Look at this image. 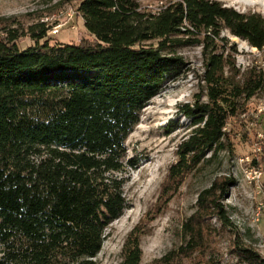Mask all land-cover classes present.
I'll list each match as a JSON object with an SVG mask.
<instances>
[{
  "label": "trees",
  "instance_id": "obj_1",
  "mask_svg": "<svg viewBox=\"0 0 264 264\" xmlns=\"http://www.w3.org/2000/svg\"><path fill=\"white\" fill-rule=\"evenodd\" d=\"M76 13L91 41L41 46L44 23L31 28L35 44L25 50L14 31L0 41V264H92L105 228L126 209L124 142L161 84L179 76L177 49L202 48L206 100L181 107L193 129L169 183L205 152L223 150L227 120L264 90L263 71L240 75L234 60L216 54L223 31L264 49L260 14L215 0H176L154 13L141 11L138 0H81ZM234 184L214 182L198 194L183 226L187 242L160 261L201 246L204 228L195 219L212 214L228 224L219 201ZM139 238L134 228L120 264H140ZM236 253L240 264H264L250 249Z\"/></svg>",
  "mask_w": 264,
  "mask_h": 264
},
{
  "label": "rangeland",
  "instance_id": "obj_2",
  "mask_svg": "<svg viewBox=\"0 0 264 264\" xmlns=\"http://www.w3.org/2000/svg\"><path fill=\"white\" fill-rule=\"evenodd\" d=\"M80 1L0 0V41L7 31H14L19 50L32 47L31 28L40 23L47 28L46 37L38 42L41 46L91 41L76 13ZM172 1L176 0H138V4L141 11L154 13ZM215 1L239 13L264 16V0ZM220 37L225 41L218 42L216 54L234 60L240 75L252 67L264 72V49L252 48L228 31ZM175 56L183 63L179 76L161 84L158 94L138 112V123L124 142L122 194L126 209L105 228L101 250L92 264H120L134 228L140 232V264H240L239 248L264 258V113L259 112L264 107V90L227 120L223 150L205 152L192 171L169 183L168 172L179 162L178 147L193 129L181 107L192 106L199 96L201 102L206 100L200 45L177 49ZM227 179L235 184L219 202L228 224L223 227L212 214L195 219L204 228L201 246L187 258L173 255L160 261L187 242L183 226L196 212L198 194Z\"/></svg>",
  "mask_w": 264,
  "mask_h": 264
},
{
  "label": "built area",
  "instance_id": "obj_3",
  "mask_svg": "<svg viewBox=\"0 0 264 264\" xmlns=\"http://www.w3.org/2000/svg\"><path fill=\"white\" fill-rule=\"evenodd\" d=\"M57 33V31L56 30H54L53 31V34H56ZM259 112L260 113H264V107H262L260 110H259ZM257 174V172H253V175H256Z\"/></svg>",
  "mask_w": 264,
  "mask_h": 264
}]
</instances>
